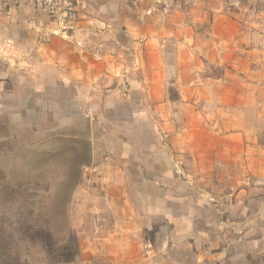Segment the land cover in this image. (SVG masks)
<instances>
[{"label": "crops", "instance_id": "crops-1", "mask_svg": "<svg viewBox=\"0 0 264 264\" xmlns=\"http://www.w3.org/2000/svg\"><path fill=\"white\" fill-rule=\"evenodd\" d=\"M81 2L0 0V143H77L83 260L264 264V0Z\"/></svg>", "mask_w": 264, "mask_h": 264}, {"label": "rangeland", "instance_id": "rangeland-1", "mask_svg": "<svg viewBox=\"0 0 264 264\" xmlns=\"http://www.w3.org/2000/svg\"><path fill=\"white\" fill-rule=\"evenodd\" d=\"M27 133L0 143V264H103L81 258L79 234L88 230L72 209L77 143L44 134L37 143Z\"/></svg>", "mask_w": 264, "mask_h": 264}, {"label": "built area", "instance_id": "built-area-1", "mask_svg": "<svg viewBox=\"0 0 264 264\" xmlns=\"http://www.w3.org/2000/svg\"><path fill=\"white\" fill-rule=\"evenodd\" d=\"M35 9L47 16L52 23L51 32L44 36V43L52 37L68 38L77 30L81 0H32Z\"/></svg>", "mask_w": 264, "mask_h": 264}]
</instances>
